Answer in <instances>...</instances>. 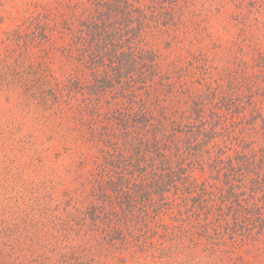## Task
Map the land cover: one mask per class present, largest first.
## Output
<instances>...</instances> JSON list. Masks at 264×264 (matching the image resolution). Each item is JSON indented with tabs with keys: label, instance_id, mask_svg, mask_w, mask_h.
<instances>
[{
	"label": "trees",
	"instance_id": "obj_1",
	"mask_svg": "<svg viewBox=\"0 0 264 264\" xmlns=\"http://www.w3.org/2000/svg\"><path fill=\"white\" fill-rule=\"evenodd\" d=\"M63 6L50 31L66 36L75 73L53 83L39 69L17 86L48 140L78 159L64 171L73 185L63 209L53 192L5 201L0 264H104L108 248L149 247L167 213L194 224L195 250L178 264H225V238L264 244V52L250 41L263 23L247 26L250 40L221 42L201 31L194 0ZM230 19L245 25L244 14Z\"/></svg>",
	"mask_w": 264,
	"mask_h": 264
},
{
	"label": "rangeland",
	"instance_id": "obj_2",
	"mask_svg": "<svg viewBox=\"0 0 264 264\" xmlns=\"http://www.w3.org/2000/svg\"><path fill=\"white\" fill-rule=\"evenodd\" d=\"M183 1L180 0L181 3ZM194 1L198 19L208 21L207 25L199 26L203 27L201 31L211 35L214 40H250L247 26L254 24L256 19L264 26V0ZM64 3L66 0H0V207L11 202L9 198H12V202L17 199L20 203L22 198V202H26L53 192L63 209L67 185H73L72 177L64 171H67V167L77 165L78 159L48 140V132L38 122L40 117L36 108L31 102L25 101L30 98L17 86L18 77L26 78L39 69L53 83L75 73L74 66L65 60L61 52L68 43L66 36L50 31L54 24L60 23L68 15ZM250 5L254 9L252 14L249 13ZM219 8L223 10L219 11ZM238 13L246 17L244 26L236 25L230 19V16ZM225 19H230V24ZM38 21L41 25H47L45 34L48 40L41 39V30L36 31L37 34L34 32ZM250 41H259V49L264 52V30ZM88 168L80 166L79 172H85ZM193 176L202 181L207 175L194 172ZM174 200L176 204L178 198ZM156 222V234L149 236V247L137 249V252L133 248L123 251L108 248L100 260L104 264H178L183 260L182 255H189L195 250L189 246L187 233L195 232L194 224L176 221L175 213L161 215ZM163 225L169 228L167 235ZM178 238L181 239L178 243L181 245L176 246ZM194 239L199 238L194 236ZM202 242L206 241L200 240ZM216 248L222 253L219 258L225 264H233V261L262 264L264 261L261 239L259 242L243 243L237 240L234 243L225 238L224 244ZM204 249L203 244L198 248L200 256L208 255ZM169 253L170 258L167 257Z\"/></svg>",
	"mask_w": 264,
	"mask_h": 264
}]
</instances>
